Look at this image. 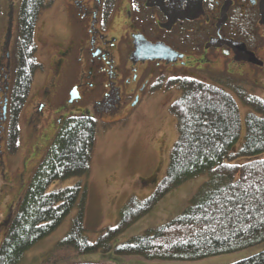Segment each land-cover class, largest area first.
Returning <instances> with one entry per match:
<instances>
[{
	"label": "trees",
	"instance_id": "trees-1",
	"mask_svg": "<svg viewBox=\"0 0 264 264\" xmlns=\"http://www.w3.org/2000/svg\"><path fill=\"white\" fill-rule=\"evenodd\" d=\"M52 0H21L15 42V76L10 94L5 147L14 152L19 138L18 118L34 72L40 67L33 38L39 12ZM114 0H109L112 6ZM7 69L0 60V73ZM217 83L189 75L159 76L151 89L175 85L179 95L168 109L175 118L176 137L163 175L143 198L130 196L118 210L116 224L101 229L94 241L83 233V198L65 234L54 246L68 245L77 252L108 249L117 233L148 211L168 190L202 172L208 177L178 214L153 228L116 244L118 253L146 259L192 260L232 251L264 239V98L228 78ZM245 105L241 117L232 94ZM93 108L97 109L94 104ZM5 120V119H4ZM0 111V123L4 121ZM96 120L91 115L63 120L53 142L38 162L30 182L0 239V264H16L37 239L53 230L75 203L79 183L48 190L55 179L88 171ZM252 158L237 163L238 156ZM255 156V157H254ZM70 264H114L74 262ZM229 264H264V249Z\"/></svg>",
	"mask_w": 264,
	"mask_h": 264
},
{
	"label": "rangeland",
	"instance_id": "rangeland-1",
	"mask_svg": "<svg viewBox=\"0 0 264 264\" xmlns=\"http://www.w3.org/2000/svg\"><path fill=\"white\" fill-rule=\"evenodd\" d=\"M20 2L21 0H0V60L4 62L5 55L2 53L8 51L6 65L9 69L5 81L8 84V101L15 76V42ZM75 25L77 18L70 0H52L39 12L33 38L36 45L35 57L40 67L33 74L29 92L19 112V138L14 152L5 147L8 118L0 123L1 239L19 198L63 120L80 114L91 115L96 120L88 171L81 175L55 179L47 188L52 190L79 183L80 190L75 203L53 230L24 251L16 264H70L88 261H111L114 264H229L264 249V239H261L232 251L192 260L146 259L139 254L118 253L114 250L116 244L132 235L162 224L178 214L190 203L196 188L207 179V172L192 176L168 190L148 211L112 237L108 249L77 252L68 245L54 246L69 228L81 197L83 233L89 241H94L101 229L116 224L118 210L128 197L147 196L163 175L170 146L176 137L175 118L168 106L179 95L180 90L175 85L151 89V84L157 77L166 78L183 73L212 83H217V79L226 81L232 78L240 82L247 91L264 98V74L253 77L252 70L247 66L240 69L236 66L232 73L220 71L231 77H210L211 72L194 70L192 73L186 68L171 72L146 59L140 63L133 76L128 67V43L121 40L116 45L113 57L118 73L113 79L119 89L118 106L110 110H95L94 101L105 89L103 71L98 67L89 87L81 83V70L76 68L75 61L78 54L72 39ZM131 27L135 26L132 24ZM3 44L6 47L2 52ZM219 65H215L214 71L221 70ZM189 71L192 74H188ZM78 84L81 94L70 100L71 91ZM232 95L241 117V133L232 145V150H235L242 141V122L247 106L234 93ZM263 155L264 152L257 156ZM250 158L252 156H238L233 162L240 163Z\"/></svg>",
	"mask_w": 264,
	"mask_h": 264
},
{
	"label": "flooded vegetation",
	"instance_id": "flooded-vegetation-1",
	"mask_svg": "<svg viewBox=\"0 0 264 264\" xmlns=\"http://www.w3.org/2000/svg\"><path fill=\"white\" fill-rule=\"evenodd\" d=\"M260 1L115 0L116 4L110 6L109 0H70L77 18L72 39L78 54L75 61L76 68L81 70V83L89 87L99 67L105 89L94 104L97 109L118 106L119 89L113 80L118 73L113 57L121 40L128 43V67L133 76L146 59L171 72L186 68L192 73L194 70L211 72L210 77H231L220 71L232 73L236 66L238 69L250 67L253 77L264 74V15ZM140 37L161 43L168 49L167 55L158 56L161 51L154 50L155 57L135 60L134 42ZM5 47L3 44L2 52ZM2 55H5L3 63L7 71L0 73V111L4 91L7 96L5 81L9 69L8 51ZM216 64L221 69L217 72L214 71ZM191 71L187 73L192 74ZM80 84L74 86L75 98L81 94Z\"/></svg>",
	"mask_w": 264,
	"mask_h": 264
},
{
	"label": "water",
	"instance_id": "water-1",
	"mask_svg": "<svg viewBox=\"0 0 264 264\" xmlns=\"http://www.w3.org/2000/svg\"><path fill=\"white\" fill-rule=\"evenodd\" d=\"M260 9H261V13L264 15V0L260 1ZM134 44H135L134 46L135 60L138 58L144 59V58L155 57V55L152 53L154 50L161 51V54H159L158 56H166L168 53V49L164 47L161 43H156V44L151 43L148 40H146L144 37H140V39H136ZM5 88L7 89V86H5ZM75 93H76L75 90L74 92L71 91L70 100L75 97ZM6 105H7V96H6V91H4L2 106H1L2 118L5 117Z\"/></svg>",
	"mask_w": 264,
	"mask_h": 264
}]
</instances>
